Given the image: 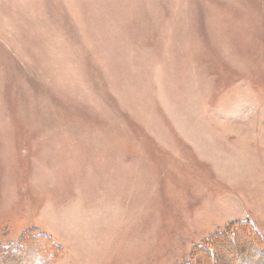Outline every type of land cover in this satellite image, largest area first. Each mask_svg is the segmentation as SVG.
<instances>
[{
	"label": "rangeland",
	"instance_id": "374dc122",
	"mask_svg": "<svg viewBox=\"0 0 264 264\" xmlns=\"http://www.w3.org/2000/svg\"><path fill=\"white\" fill-rule=\"evenodd\" d=\"M245 226L264 0H0V264H188Z\"/></svg>",
	"mask_w": 264,
	"mask_h": 264
},
{
	"label": "trees",
	"instance_id": "16d2710c",
	"mask_svg": "<svg viewBox=\"0 0 264 264\" xmlns=\"http://www.w3.org/2000/svg\"><path fill=\"white\" fill-rule=\"evenodd\" d=\"M248 225L247 223H243ZM235 234L232 237L229 234L224 235L220 240L212 244L211 247H206L205 250L200 251L197 254V259L188 264H217L216 253L219 252V256L223 254L229 255L232 249L238 251V260H250L255 264L259 261H264V243L263 239L257 235L256 231L247 228L246 226L241 230L233 231ZM252 249V250H251ZM233 254V253H232ZM0 258H4V254H0ZM4 259L0 260V263Z\"/></svg>",
	"mask_w": 264,
	"mask_h": 264
}]
</instances>
